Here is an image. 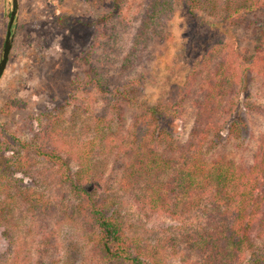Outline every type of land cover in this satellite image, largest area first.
Returning <instances> with one entry per match:
<instances>
[{"label": "trees", "instance_id": "obj_1", "mask_svg": "<svg viewBox=\"0 0 264 264\" xmlns=\"http://www.w3.org/2000/svg\"><path fill=\"white\" fill-rule=\"evenodd\" d=\"M126 1L109 0L106 9L87 22L86 28H93L90 43L74 58L85 79L83 87L104 95L94 136L85 142L74 170L64 156L63 142L57 139L62 132L60 114H45L40 139L47 144L24 140L0 124V237L7 239L0 242V264H6V246L23 215L52 208L43 193L26 187L23 177H17L18 173L31 176L38 158L47 163L41 168L45 177L66 199L60 205L61 218L77 220L96 261L163 264L153 246L141 245L126 234L123 219L110 209L113 201L106 192L111 184L100 186L93 176L94 159L85 151L95 144L104 152L113 151L110 174L118 188L136 193L151 212L199 216L195 225L172 238L195 264H264V126L249 160L226 152L220 140L237 104L243 74L252 71L264 78V0H141L133 44L115 73L106 63L116 46L115 35L106 28L117 20ZM175 2L192 15L202 11L214 19L213 24L227 22L230 43L203 53L191 62L186 79L174 85L167 98L149 103L135 98L140 80L127 72L148 53L143 50ZM63 19L60 16L59 21ZM118 101L126 102L131 114L123 134L115 136L116 132H106L105 117ZM21 105L17 99L8 100L2 111ZM185 107L191 112L192 125L180 139L170 122ZM261 114L264 117V108ZM256 240L261 241L260 247ZM18 253L16 248L13 263Z\"/></svg>", "mask_w": 264, "mask_h": 264}, {"label": "rangeland", "instance_id": "obj_2", "mask_svg": "<svg viewBox=\"0 0 264 264\" xmlns=\"http://www.w3.org/2000/svg\"><path fill=\"white\" fill-rule=\"evenodd\" d=\"M108 2L19 0L9 58L0 77V124L24 140L47 144L40 139L41 129L47 120L45 114H60L62 132L58 133L57 139L63 142L61 147L72 170L77 166L78 154L85 148V142L94 136L104 100V95L93 87H83L85 79L74 58L90 43L93 28H86L87 22L104 11ZM140 2L127 0L117 20L113 19L106 28L115 35L116 46H113L109 56L111 61L106 62L115 73L119 71L122 57L129 53L133 44L132 38L139 25ZM10 9V0H0V57ZM60 16L65 17L62 22L59 21ZM213 22L214 19L202 11L192 15L180 2H175L143 50L148 53L143 52L146 55L141 56L140 63L136 61V67L128 69L131 77L140 80L135 98L143 97L149 103L162 101L174 85L184 82L191 62L212 47L223 48L229 44L228 23ZM138 53L139 50L135 54ZM114 95L117 100L118 94ZM12 99L21 101L22 105L8 113L3 112V105ZM235 100L237 104L228 117L229 122L220 140L226 152L238 160H249L257 135L264 126L261 114L264 108V78L252 71L244 73ZM112 104L115 110L105 114L106 132L110 130L117 133L115 136H120L129 123L131 113L124 101ZM235 120L237 124H233ZM191 125L192 115L188 108L170 122L174 135L180 139L185 138ZM85 151L94 159L93 176L100 186L106 188L107 184H111V189L107 188L106 192L113 201L110 209L116 210L123 219L126 234L141 245L153 246L163 264H195L186 250L172 238L184 228L195 225L199 216L188 213L183 218L169 217L151 212L146 204L137 200L136 193L133 195L130 191L119 189L114 178L111 179L112 150L104 152L95 144ZM69 154L71 157L68 159ZM38 162L31 176L18 173L17 177H23L22 184L26 187L43 193L44 200L51 202L52 208L46 212L33 211V214L23 215V220L12 231L11 243L5 247L9 251L6 264H103L91 255L90 244L77 220L61 218L60 205L66 199L62 200L61 191L41 170L47 163L42 158H38ZM6 240L0 237V242ZM256 241L260 247L261 241ZM16 248L19 257L13 263ZM105 264L130 262L111 261Z\"/></svg>", "mask_w": 264, "mask_h": 264}, {"label": "water", "instance_id": "obj_3", "mask_svg": "<svg viewBox=\"0 0 264 264\" xmlns=\"http://www.w3.org/2000/svg\"><path fill=\"white\" fill-rule=\"evenodd\" d=\"M11 9L9 13V20L7 24L6 36L2 47V53L0 57V77L3 74V71L6 67L9 53L12 45V40L14 36V27L18 19V10H19V0H10Z\"/></svg>", "mask_w": 264, "mask_h": 264}]
</instances>
